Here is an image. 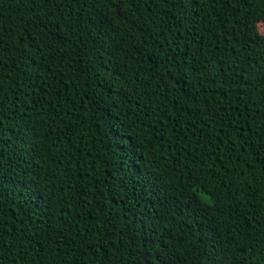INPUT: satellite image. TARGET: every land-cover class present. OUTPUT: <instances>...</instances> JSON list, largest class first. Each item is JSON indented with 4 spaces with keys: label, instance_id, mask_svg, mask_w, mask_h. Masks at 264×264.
Wrapping results in <instances>:
<instances>
[{
    "label": "trees",
    "instance_id": "16d2710c",
    "mask_svg": "<svg viewBox=\"0 0 264 264\" xmlns=\"http://www.w3.org/2000/svg\"><path fill=\"white\" fill-rule=\"evenodd\" d=\"M262 20L0 0V264H264Z\"/></svg>",
    "mask_w": 264,
    "mask_h": 264
},
{
    "label": "snow or ice",
    "instance_id": "6c2138e0",
    "mask_svg": "<svg viewBox=\"0 0 264 264\" xmlns=\"http://www.w3.org/2000/svg\"><path fill=\"white\" fill-rule=\"evenodd\" d=\"M261 25V31H264V20L259 22ZM0 43H2V40H0ZM221 143H224V141H221ZM241 143H243V141H241Z\"/></svg>",
    "mask_w": 264,
    "mask_h": 264
}]
</instances>
